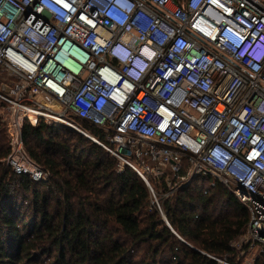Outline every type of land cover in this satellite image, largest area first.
<instances>
[{
	"label": "built area",
	"instance_id": "2783aa9c",
	"mask_svg": "<svg viewBox=\"0 0 264 264\" xmlns=\"http://www.w3.org/2000/svg\"><path fill=\"white\" fill-rule=\"evenodd\" d=\"M0 105L16 174L48 177L25 152L26 116L74 129L151 190L162 172L143 163L180 173L186 160L180 186L228 187L250 214L244 240L264 254V0H0Z\"/></svg>",
	"mask_w": 264,
	"mask_h": 264
},
{
	"label": "trees",
	"instance_id": "16d2710c",
	"mask_svg": "<svg viewBox=\"0 0 264 264\" xmlns=\"http://www.w3.org/2000/svg\"><path fill=\"white\" fill-rule=\"evenodd\" d=\"M74 122L106 142L102 129ZM22 138L45 181L8 165L0 113V264H242L235 244L248 210L212 177L180 186L186 160L180 173L158 167L162 175L148 176L153 193L132 168L66 126L25 121Z\"/></svg>",
	"mask_w": 264,
	"mask_h": 264
},
{
	"label": "rangeland",
	"instance_id": "374dc122",
	"mask_svg": "<svg viewBox=\"0 0 264 264\" xmlns=\"http://www.w3.org/2000/svg\"><path fill=\"white\" fill-rule=\"evenodd\" d=\"M10 80H12L9 75L6 73V72H2V82L5 81V82H9ZM44 101L48 102L47 99L44 98ZM11 112L8 111L7 114H10ZM23 115H26L24 114V112H21L20 114V117L23 118ZM25 121H28V118L27 116L25 117L24 119ZM48 122V121H47ZM51 125V124H50ZM62 126H66V125H62ZM68 127V126H66ZM69 129L71 130H74L70 127H68ZM75 131V130H74ZM77 132V131H76ZM107 135L108 131H104ZM110 133V132H109ZM107 137V136H106ZM119 160V159H118ZM120 161V160H119ZM121 162V161H120ZM122 163V162H121ZM145 165H149V167L153 168L154 166V170L155 171H161V169H159L158 167H164V166H159V165H156L154 163H152V161H149L147 160L145 163H143ZM157 166V168H156ZM169 167V166H168ZM166 168V167H165ZM155 176V175H154ZM235 247L239 253V257L242 261V264H255V261H257V259L259 258V253L256 251V250H252L250 249V247L247 245L246 241L244 240V237H241L237 243L235 244ZM142 253L144 254V251H142ZM142 253H140L137 257V261H142L143 260V257H142Z\"/></svg>",
	"mask_w": 264,
	"mask_h": 264
},
{
	"label": "clouds",
	"instance_id": "9594fccd",
	"mask_svg": "<svg viewBox=\"0 0 264 264\" xmlns=\"http://www.w3.org/2000/svg\"><path fill=\"white\" fill-rule=\"evenodd\" d=\"M116 3L121 8H125V9L130 8L129 5L123 1H117ZM140 56H141L143 62H138L137 65H138L139 70L140 71L142 70V72L145 73L148 69V66L146 64H150L153 61L154 55H153V52L151 50L143 49L142 54Z\"/></svg>",
	"mask_w": 264,
	"mask_h": 264
},
{
	"label": "water",
	"instance_id": "95a60500",
	"mask_svg": "<svg viewBox=\"0 0 264 264\" xmlns=\"http://www.w3.org/2000/svg\"><path fill=\"white\" fill-rule=\"evenodd\" d=\"M4 89V88H3ZM4 90H6V91H8V89H4ZM165 220H166V218H165ZM167 221V220H166Z\"/></svg>",
	"mask_w": 264,
	"mask_h": 264
}]
</instances>
